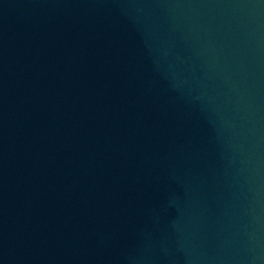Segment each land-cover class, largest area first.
I'll use <instances>...</instances> for the list:
<instances>
[{
  "label": "water",
  "instance_id": "water-1",
  "mask_svg": "<svg viewBox=\"0 0 264 264\" xmlns=\"http://www.w3.org/2000/svg\"><path fill=\"white\" fill-rule=\"evenodd\" d=\"M0 264H264V0H0Z\"/></svg>",
  "mask_w": 264,
  "mask_h": 264
}]
</instances>
